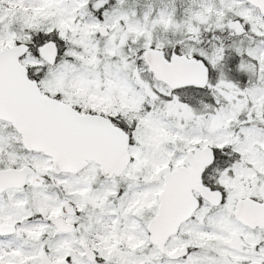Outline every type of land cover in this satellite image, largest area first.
I'll list each match as a JSON object with an SVG mask.
<instances>
[{"label": "snow or ice", "instance_id": "6c2138e0", "mask_svg": "<svg viewBox=\"0 0 264 264\" xmlns=\"http://www.w3.org/2000/svg\"><path fill=\"white\" fill-rule=\"evenodd\" d=\"M0 264H264V0H0Z\"/></svg>", "mask_w": 264, "mask_h": 264}]
</instances>
